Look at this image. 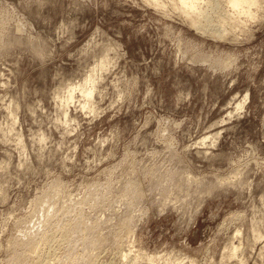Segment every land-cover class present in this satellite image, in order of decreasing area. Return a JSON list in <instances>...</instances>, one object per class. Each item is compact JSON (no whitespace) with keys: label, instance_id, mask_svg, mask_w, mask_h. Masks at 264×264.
Segmentation results:
<instances>
[{"label":"rangeland","instance_id":"rangeland-1","mask_svg":"<svg viewBox=\"0 0 264 264\" xmlns=\"http://www.w3.org/2000/svg\"><path fill=\"white\" fill-rule=\"evenodd\" d=\"M197 6L0 0V264H264V0Z\"/></svg>","mask_w":264,"mask_h":264},{"label":"bare ground","instance_id":"bare-ground-1","mask_svg":"<svg viewBox=\"0 0 264 264\" xmlns=\"http://www.w3.org/2000/svg\"><path fill=\"white\" fill-rule=\"evenodd\" d=\"M149 1H152V2H155L156 4H159V0H149ZM173 1L176 4L177 9L189 17H194V16L197 17L200 14L199 8L197 6V3L199 0H173ZM227 1H228L230 8L233 11H235L239 14L247 15V16H251V14L249 13L250 8L254 5H256V3H257V0H227ZM191 20H194V19H191ZM85 77L86 78L84 79V81H82L83 83H78L76 85L69 86L64 99L61 98V100H64L62 102H65V104L67 105L70 101H73L74 91L77 89L80 91L81 95L84 98V101L82 100L83 104L81 105V107L82 108H85V107L90 108L89 104L91 105V100L93 99L92 96H93V92H94L95 85H96L95 84L96 79H94L92 74L85 76ZM244 97H245V95H244ZM244 99H243V101H244ZM240 106H241L240 104L237 105V107H240ZM19 140H21V139L19 138ZM230 246H231L230 247L231 249L228 253V257L232 258V256L233 257L236 256V254H237L236 251L238 250L237 249L238 247L235 245H230Z\"/></svg>","mask_w":264,"mask_h":264}]
</instances>
